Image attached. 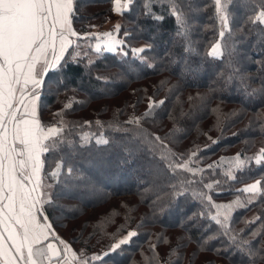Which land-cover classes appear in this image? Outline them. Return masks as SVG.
I'll return each instance as SVG.
<instances>
[{
  "label": "snow or ice",
  "instance_id": "6c2138e0",
  "mask_svg": "<svg viewBox=\"0 0 264 264\" xmlns=\"http://www.w3.org/2000/svg\"><path fill=\"white\" fill-rule=\"evenodd\" d=\"M92 2L0 0V264H185L189 244L196 247L187 264L201 251L218 264H264V207L241 221L234 216L237 208L264 204V172L236 189L250 194L246 203L212 195L252 162L264 168V0H212L215 36L203 52L193 0H104L109 27L89 22L85 28ZM166 17L176 27L158 50ZM249 37L260 49L256 75L246 72ZM148 75L161 79L151 89L133 88L134 99L109 119L71 118L92 99L116 97L129 81ZM186 89L196 90L185 100ZM225 92L239 106L231 114L254 111L262 139L251 156L235 153L224 179L205 182V170L215 175L224 157L202 165L201 146L182 148L180 141L209 112L221 126ZM130 177L140 181L148 205L139 219L121 202L119 223H93L84 237L85 221L78 234L64 235L68 221ZM120 215L114 210L113 217ZM94 235L103 242L98 251L87 247ZM143 237L141 259L129 260Z\"/></svg>",
  "mask_w": 264,
  "mask_h": 264
},
{
  "label": "trees",
  "instance_id": "16d2710c",
  "mask_svg": "<svg viewBox=\"0 0 264 264\" xmlns=\"http://www.w3.org/2000/svg\"><path fill=\"white\" fill-rule=\"evenodd\" d=\"M194 8L198 9L192 15L195 16V26L198 28L196 33L197 42L201 45V51H204V46L208 45L213 41L215 36V22L213 19L212 12V0H193ZM108 4L104 0H94L92 2L87 12L85 13V19L83 20V25L86 28L87 24L92 20H97V23L103 25L104 16L107 12H102L101 10L107 9ZM93 11V12H92ZM236 17L240 18L243 9L238 5L236 7ZM89 13H96L95 18H90ZM114 17V15H113ZM131 19H134L132 17ZM77 27H80L78 24ZM176 27L175 20L171 17H166L164 27L161 30L162 36L158 40V50H162L165 47L164 40L168 37L170 32H173ZM254 37H249L248 42L243 45V47L248 51L249 55L252 57L246 64V72L252 75H256L258 68L257 57L260 55L259 47H253ZM103 70V66L101 67ZM164 75H167L166 73ZM161 79L160 76L148 75L141 79H132L123 88L120 94L116 97L108 98H96L92 99L87 106L79 108L75 113L72 114L73 119H109L114 110L118 107H122V102L128 100L131 102L134 97H132V89H151L154 83H158ZM196 89H186L183 93V97L186 100L189 91H195ZM163 95V92H161ZM226 99L223 104H221V110L223 113L228 114L226 119H223L221 126L217 127L216 117L214 114L209 112L208 115L204 116L203 119L196 122L192 126L188 135L180 141V146L192 148L193 145L201 146L202 150V160L201 164L211 163L212 161H217L220 157H224L223 162L216 170V174L212 175L208 170L205 175V182L209 179H224V174L229 170V161L234 159L235 153L240 152L244 155L251 156L252 153L257 151L261 143L260 128L258 122L255 120L254 111L252 109L245 110L242 114L237 112L231 114L233 109L238 108V104L234 102V93H224ZM174 102L175 98H173ZM55 96H48V104L52 106L51 110L55 108ZM219 103V101H213V104ZM186 106V105H185ZM142 110V106H141ZM119 118H124V114H121ZM44 119H49V109L46 108L44 111ZM95 130V129H93ZM106 132L110 136H120L122 133H114L110 129H106ZM207 132V136L204 133ZM235 134V135H234ZM211 137L218 142L213 144ZM207 143L208 148H203V145ZM194 150V149H193ZM264 168L258 167L254 162L250 165V171L244 173L237 172V180L228 181L224 185L223 192L213 191L212 195L214 197H219L217 202H228L230 200L240 199L242 203L247 202V197L250 195L248 193L237 192L236 189L242 187L245 183H251L253 177H258ZM140 181L136 180L134 177H130L127 183H122L119 186L112 185L105 190V198L100 201H92L90 204L83 209L82 214H78L74 220L68 221V227L63 230L64 235L67 237L69 235H76L79 233V225L83 222H87V226L84 229V237L88 235L89 232L93 231V223L102 224L109 222L111 219L115 218L116 222L119 223L123 220L124 209L120 208L121 202L128 203L130 208H134L133 212L134 219H139L140 215L147 211L148 205L143 202L140 191L138 187ZM66 203H74L72 201H66ZM261 207H264L259 200L255 206H249L248 208H237L234 216L237 221H241L246 218H250L254 213L258 211ZM120 212L121 215L118 217H113V212ZM76 227L75 233H70L69 228ZM236 227H241L240 223L235 225ZM160 225H156L154 228L149 229V231L159 230ZM112 228L109 227V231ZM167 235L172 232L173 235L179 231V229H163ZM99 238L93 236L91 240L88 241L87 247L92 250H99L103 247V242H98ZM147 237H143L142 240L137 241L136 245L129 250L127 257L129 260H140V248H147ZM83 243V237H80V243L76 245L77 248ZM195 244H189L185 249V264L188 261V253L195 248ZM161 253H163V246L160 248ZM206 256L212 257V264H218V259L212 253L198 252L195 255L193 264H201L202 260H205ZM207 264V262H206Z\"/></svg>",
  "mask_w": 264,
  "mask_h": 264
},
{
  "label": "rangeland",
  "instance_id": "374dc122",
  "mask_svg": "<svg viewBox=\"0 0 264 264\" xmlns=\"http://www.w3.org/2000/svg\"><path fill=\"white\" fill-rule=\"evenodd\" d=\"M115 19H117V17L114 15L113 21H115ZM91 23H97V20H92ZM101 27L102 28H107V27H109V25L104 23L103 25H101Z\"/></svg>",
  "mask_w": 264,
  "mask_h": 264
}]
</instances>
